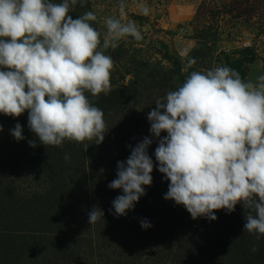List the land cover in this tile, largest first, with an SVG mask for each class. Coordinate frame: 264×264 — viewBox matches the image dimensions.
I'll use <instances>...</instances> for the list:
<instances>
[{"label":"clouds","instance_id":"clouds-1","mask_svg":"<svg viewBox=\"0 0 264 264\" xmlns=\"http://www.w3.org/2000/svg\"><path fill=\"white\" fill-rule=\"evenodd\" d=\"M78 3L84 7L87 0H0V114L28 113L35 137L28 141L31 147L37 140L45 147L102 143L109 127L93 100L113 90L116 62L106 52L143 39L137 23L124 17L125 0H119V16L103 19V33L93 26L99 19L94 11L73 19ZM135 6L141 15L150 14L143 0ZM182 63L183 82L157 97L147 114L158 140V171L170 181L164 199L182 205L192 219L210 221L217 219L216 211L231 213L241 204L243 231L259 240L264 236V72L252 78L226 64L189 71L196 60ZM10 132L17 141L25 139L20 123ZM152 143L144 137L126 161L117 162L116 178L108 185L123 192L112 202L117 217L134 209L146 194L144 186L153 182ZM103 216L94 206L88 222ZM140 223L143 229L152 226L146 219ZM251 250L258 251V245Z\"/></svg>","mask_w":264,"mask_h":264},{"label":"rangeland","instance_id":"rangeland-1","mask_svg":"<svg viewBox=\"0 0 264 264\" xmlns=\"http://www.w3.org/2000/svg\"><path fill=\"white\" fill-rule=\"evenodd\" d=\"M54 2H60V0H54ZM143 2L151 9L148 16L140 14L135 6V0H125L124 10V17L137 23L143 39L138 42L131 40L128 43L122 42L118 47L119 51L109 49L106 52L111 56L115 52L118 55L111 78L113 89L121 85L129 87L134 83L139 87L138 91L141 92L142 97L127 101L113 112H107L113 115L109 118V122H106L108 126L123 128L127 132L138 134L142 139L146 136L151 137L147 114L155 107L154 102L157 97H163L168 91L176 89L178 85H174L171 79L180 75L185 76L182 72V61L185 58L196 60L189 71H205L220 65L223 53L230 54L232 59H237L240 55L232 54L234 51L253 48L257 58L249 66L247 77L254 78L255 75L264 72V0H143ZM251 9L254 11L252 12ZM87 11L96 12L99 19L98 22H93V26L103 33L106 30L103 19L110 15H120L119 0H87L84 7L78 3L70 15L75 19ZM167 54L179 57L181 69L171 66L166 58ZM0 116V125L3 126V131L0 132V183L9 179L14 183L13 188L19 193H31L39 188L41 182L35 178L38 173L37 162L45 160L46 157L38 152L26 155L23 149L30 147L36 151V147H44V145L37 141L36 147H31L28 143L35 137L28 128L27 112L18 118L3 114ZM17 123L22 125L25 137L20 141H17L10 132ZM166 135V132L161 133L162 137ZM153 142L155 143L151 147H157L158 140L154 138ZM16 150L20 151L19 155L13 157L12 151ZM13 197L20 200L16 193ZM13 206L15 208L11 212H6L5 216L13 217L15 212L21 209L19 204L14 203ZM73 206L70 204V208L56 218V224L52 228L47 226L43 229L58 228L56 231L63 233L64 238H71L70 234L76 235V220L73 219L78 217L80 212L76 209L78 206H74V210ZM25 207L20 210L24 212V216L11 218V223L5 228L40 230L36 224L30 223L32 219L29 217L31 214L35 218L38 214L36 210L38 206L30 204ZM22 213L19 212L20 215ZM61 215H65L64 218ZM216 216L217 219L206 231L205 236L208 237V241L203 244V251H199L196 260L189 263L188 258L184 257L189 247L186 245L181 255H175L171 259L175 261L172 264L234 263L236 252L231 249L233 231L232 227L227 225L228 215L217 212ZM126 218L124 215L120 226L116 227L118 231L111 227L102 230L103 241L100 244V252L98 253L97 249L93 254L104 257L100 263L147 264L146 259L141 257V245L137 244L132 237L134 232L129 228ZM109 221H112V218ZM43 242L44 240L41 244ZM68 243L73 252L81 248L83 251L81 256L70 257L71 253H65L64 257L62 250V253L57 254L60 260H55L56 264H91L93 262L89 249L86 248L89 245L88 241L79 243L76 240H69ZM54 244L57 245L55 242ZM94 260L97 261L96 258ZM151 261H148L149 264H167L166 259Z\"/></svg>","mask_w":264,"mask_h":264},{"label":"trees","instance_id":"trees-1","mask_svg":"<svg viewBox=\"0 0 264 264\" xmlns=\"http://www.w3.org/2000/svg\"><path fill=\"white\" fill-rule=\"evenodd\" d=\"M251 11L253 12L254 9ZM116 51H119V48ZM232 54H238L240 57L232 59L230 54L223 53L220 65L226 64L238 70L243 77H247L249 66L256 61V52L253 48H244ZM166 56L173 68L181 69L179 57L169 54ZM112 57L115 61L118 60L116 52ZM184 77L180 75L171 81L174 85H179ZM138 89L139 87L134 83L129 87L121 85L117 89L114 88L108 95L100 94L93 103L104 111V119L109 122V118L113 115L107 112H113L127 101L140 97L141 92L139 93ZM108 127L104 141L98 145L95 141L83 143L65 141L61 147H36V151L30 147L23 149L26 155L38 152L46 159L37 162L38 173L35 178L41 182L35 191L19 193L13 188L14 183L9 179L0 183V211H2L0 213V264H41V262L56 264L55 260H60L57 254L62 253V250L64 257L65 253H71L70 257H80L83 251L79 248L73 252L69 246V240H76L79 243L88 241L89 245L86 248L89 249L93 260L91 264H102L100 262L104 257L93 255L97 249L98 253L100 252V244L103 241L102 230L111 227L118 231L116 227L120 226V221L124 218V216L114 215L112 208L113 200L123 194L122 189H111L108 185L116 178L117 162L126 161L131 149L140 142V139L143 140L138 134L127 132L123 128ZM150 138L154 141L155 137ZM153 143L148 148V154L154 163L151 174L153 182L151 186H144L146 194L139 199L134 209L127 211L126 221L134 232L132 237L137 244L141 245L140 254L143 259H146L147 264L152 259L160 261L166 259L167 264H172L175 261L171 259L175 255H181L186 245L189 247L184 257L186 256L190 263L196 260L199 251H203L202 246L208 241V237L205 236L206 231L214 221L203 217L192 219L182 205L164 199L170 181L158 171V162L155 160L156 147H151ZM19 152L12 151V156H18ZM66 154L71 156L70 161L64 159ZM15 193L20 200L13 197ZM14 203L20 205V210L30 204L38 206L36 208L38 214L35 218L31 214L29 217L32 219L30 223L36 224L40 230L5 228L13 218L24 216V212L20 210H16L13 217L5 216L6 212H11L15 208ZM70 204L78 206L76 209L80 212L79 216L73 219L76 220V235L70 234L71 238H64L63 233L56 231L58 228L43 229L47 226L52 228L56 224V218L70 208ZM94 206L102 209L104 216L96 223L89 224L88 213ZM217 212L227 214L226 219L229 221L227 225L232 227L231 245L233 247L231 249L236 252L233 264H264V236L257 240L255 235L243 231L245 223L243 206L238 204L235 211L231 213L219 210L215 212V215ZM64 216L61 215L62 218ZM111 218L112 221H109ZM144 219L150 222L152 225L150 228L141 227L140 221ZM254 244L258 245V251L255 253L251 250ZM95 258L97 261L94 260ZM53 261L54 263H51Z\"/></svg>","mask_w":264,"mask_h":264},{"label":"built area","instance_id":"built-area-1","mask_svg":"<svg viewBox=\"0 0 264 264\" xmlns=\"http://www.w3.org/2000/svg\"><path fill=\"white\" fill-rule=\"evenodd\" d=\"M249 46V45H248Z\"/></svg>","mask_w":264,"mask_h":264}]
</instances>
